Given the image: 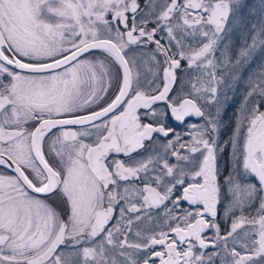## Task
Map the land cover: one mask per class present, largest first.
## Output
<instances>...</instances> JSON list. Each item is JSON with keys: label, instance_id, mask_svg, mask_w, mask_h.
<instances>
[{"label": "snow or ice", "instance_id": "obj_1", "mask_svg": "<svg viewBox=\"0 0 264 264\" xmlns=\"http://www.w3.org/2000/svg\"><path fill=\"white\" fill-rule=\"evenodd\" d=\"M0 264H264V0H0Z\"/></svg>", "mask_w": 264, "mask_h": 264}]
</instances>
